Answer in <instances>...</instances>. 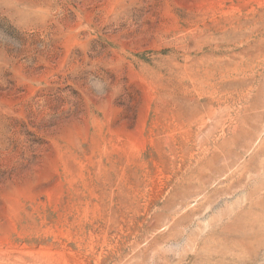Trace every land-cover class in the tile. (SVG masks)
<instances>
[{"label":"rangeland","instance_id":"rangeland-1","mask_svg":"<svg viewBox=\"0 0 264 264\" xmlns=\"http://www.w3.org/2000/svg\"><path fill=\"white\" fill-rule=\"evenodd\" d=\"M0 264H264V0H0Z\"/></svg>","mask_w":264,"mask_h":264}]
</instances>
